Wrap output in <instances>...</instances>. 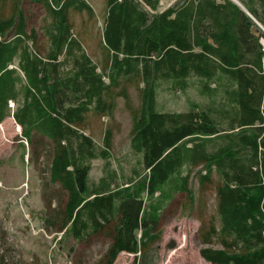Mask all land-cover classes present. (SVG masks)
I'll return each mask as SVG.
<instances>
[{
    "label": "trees",
    "instance_id": "obj_1",
    "mask_svg": "<svg viewBox=\"0 0 264 264\" xmlns=\"http://www.w3.org/2000/svg\"><path fill=\"white\" fill-rule=\"evenodd\" d=\"M39 1L52 15L46 48L37 45L35 32L27 33L22 11L0 18V121L11 113L10 99L22 93L13 116L30 142H49L51 180L67 191L63 229L84 239L112 223L106 264L120 251L138 253L155 238L174 192L194 199L190 178L200 166V186L216 185L221 220L220 227L215 218L202 224V256L208 264H264V0H176L166 8L161 0H107L108 82L69 17L70 9L93 14L91 4ZM13 28L16 34L7 37ZM18 67L25 76L20 88ZM122 76L143 82L130 139L142 153V173L113 187L114 170L98 181L89 176L93 158L108 161L113 130L99 144L79 129L87 109L112 110L105 90L119 86ZM171 80L182 88L197 81L208 99L185 110H161L159 87Z\"/></svg>",
    "mask_w": 264,
    "mask_h": 264
},
{
    "label": "rangeland",
    "instance_id": "obj_2",
    "mask_svg": "<svg viewBox=\"0 0 264 264\" xmlns=\"http://www.w3.org/2000/svg\"><path fill=\"white\" fill-rule=\"evenodd\" d=\"M87 1L94 13L70 9V21L86 54L108 82L112 56L103 37L108 2ZM175 1L161 0L160 7L166 8ZM18 11L26 16L27 33L35 32L37 45L46 48L45 28L52 15L44 3L39 0H0V18L16 16ZM15 34L16 29H10L7 37ZM262 41L264 43V38ZM118 83L119 86L113 85L105 90L106 99L113 105L112 110L103 114L98 109H87L81 124L99 142L103 141L102 136L108 128L113 130L108 161L103 157L95 158L90 177L98 181L107 171L114 170L113 187L142 173L138 170L142 168V153L131 148L130 139L133 114L140 106L143 82L139 77L126 79L122 76ZM197 84L195 81L182 88L172 80L164 81L159 87L158 107L161 110H185L193 103L208 99L196 87ZM123 90L129 93L128 100L122 94ZM10 104L11 110L14 109L16 104L12 100ZM47 142L42 138H34L33 142L23 139L12 113L0 121V264H106L111 244L108 230L112 223L92 231L84 239L63 229L67 192L59 182L51 180V154ZM199 168L193 170L190 178L194 199L191 200L184 191L174 192L161 210L155 238L141 245L142 250L138 253L120 251L113 264H208L200 252L206 245L201 239L200 228L211 218H215L220 227L221 220L216 185L200 186L196 177ZM213 177L216 182L219 180L217 172ZM143 197L147 203L153 201L146 192ZM212 244L220 245L217 240Z\"/></svg>",
    "mask_w": 264,
    "mask_h": 264
},
{
    "label": "crops",
    "instance_id": "obj_3",
    "mask_svg": "<svg viewBox=\"0 0 264 264\" xmlns=\"http://www.w3.org/2000/svg\"><path fill=\"white\" fill-rule=\"evenodd\" d=\"M18 60H19V58H17L16 57V59H15V66H17L16 64L18 63ZM16 73L17 74H19V75H21V77H22V80H20L19 82H18V85H17V87L18 88H20L21 87V84H23L24 82H25V76H24V72L18 67L17 68V71H16ZM22 94V93H21ZM21 94H20V97L17 99V101H15V100H13V99H10V100H12L13 101V104L15 103L16 105H15V108L14 109H12L11 110V113H12V115H13V113H14V110L15 109H18L21 105H18L19 103H22V100H23V97L21 96ZM15 118V117H14ZM16 120V119H15ZM18 123V122H17ZM18 126H19V128H21V132H22V138L23 139H25L26 137H24L23 136V128H22V126L18 123ZM79 131L81 132V133H83V134H89L96 142H98L99 144H103V141H104V135H105V132H104V134H103V141L102 142H99V141H97L96 139H95V137L93 136V135H91L90 133H88L87 132V130H85V128L84 129H79ZM102 140V139H101ZM100 140V141H101ZM26 141L27 142H29V140L26 138ZM95 158H98V159H100L101 157H95ZM95 158H93L91 161H92V167H91V170H92V168H93V160L95 159ZM91 170H90V172H89V176L91 177ZM101 178V177H100ZM54 182V181H53ZM66 191V190H65ZM67 192V191H66Z\"/></svg>",
    "mask_w": 264,
    "mask_h": 264
},
{
    "label": "water",
    "instance_id": "obj_4",
    "mask_svg": "<svg viewBox=\"0 0 264 264\" xmlns=\"http://www.w3.org/2000/svg\"><path fill=\"white\" fill-rule=\"evenodd\" d=\"M235 1H237L238 3H241L239 0H235Z\"/></svg>",
    "mask_w": 264,
    "mask_h": 264
}]
</instances>
